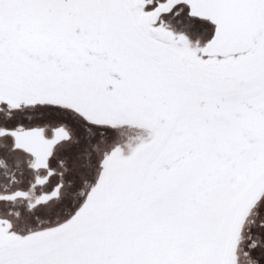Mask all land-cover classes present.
<instances>
[{
	"label": "snow or ice",
	"instance_id": "snow-or-ice-1",
	"mask_svg": "<svg viewBox=\"0 0 264 264\" xmlns=\"http://www.w3.org/2000/svg\"><path fill=\"white\" fill-rule=\"evenodd\" d=\"M0 264H264V0H0Z\"/></svg>",
	"mask_w": 264,
	"mask_h": 264
}]
</instances>
